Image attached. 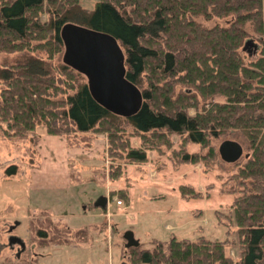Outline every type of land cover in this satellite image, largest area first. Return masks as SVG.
<instances>
[{"label": "trees", "instance_id": "16d2710c", "mask_svg": "<svg viewBox=\"0 0 264 264\" xmlns=\"http://www.w3.org/2000/svg\"><path fill=\"white\" fill-rule=\"evenodd\" d=\"M69 25L102 32L121 45L126 76L144 97L134 111L107 107L67 60L63 33ZM248 38L260 46L252 58L244 49ZM62 50V60H53ZM0 51L18 55L0 64L5 136L24 137L40 123L55 134L95 130L106 133L113 157L143 162L148 149L161 152L177 134V161L209 164L218 155L212 139L240 132L249 152L230 176L236 187L227 215L238 227V264H264V0H98L94 8L80 0H0ZM122 120L132 126L128 137L140 144L125 136ZM191 143L208 151H190ZM114 168L110 174L118 178L123 170ZM180 190L199 194L186 185ZM228 242L171 235L129 251L135 264H237Z\"/></svg>", "mask_w": 264, "mask_h": 264}, {"label": "rangeland", "instance_id": "374dc122", "mask_svg": "<svg viewBox=\"0 0 264 264\" xmlns=\"http://www.w3.org/2000/svg\"><path fill=\"white\" fill-rule=\"evenodd\" d=\"M97 1L80 0L87 8H94ZM254 42L255 51L245 49L249 58L260 48ZM63 50L53 60H62ZM17 58L16 52L0 51V64ZM189 112L194 114L196 109L191 107ZM120 123L128 137L131 124ZM171 138L172 145L162 144L161 152L148 149L147 160L126 162L109 153L106 133L95 130L55 134L40 123L24 137H8L0 131V264H135L125 246L127 229L150 248L171 235L227 239V252L238 264V227L227 215L236 187L230 176L246 160L248 141L236 130L214 137L218 155L205 164L177 161L172 149L179 147L180 138L177 134ZM226 138L244 146V154L235 162L220 155L219 145ZM129 140L140 144L138 137ZM189 146L190 151H208V147ZM118 165L123 171L113 178L110 170ZM181 185L200 195H183ZM99 195L107 197L104 207L94 205ZM10 235L21 238L26 250L10 242Z\"/></svg>", "mask_w": 264, "mask_h": 264}, {"label": "flooded vegetation", "instance_id": "af4514ba", "mask_svg": "<svg viewBox=\"0 0 264 264\" xmlns=\"http://www.w3.org/2000/svg\"><path fill=\"white\" fill-rule=\"evenodd\" d=\"M86 48L79 52L77 56L69 53L68 59H76L75 57H77V60L82 63L85 60L88 63H92L91 71L89 70V72L92 74L91 77L96 79L95 83L93 79L89 80L90 73L78 70L82 71L86 76L88 83L92 85L94 93L103 100L122 105L126 111L134 110L140 106L144 97L141 90L136 88L126 76V55L121 45L118 42L116 46V42L105 41L102 46L90 43L89 47ZM119 55H123L122 59L118 57ZM120 60H123V66ZM107 61H110V64Z\"/></svg>", "mask_w": 264, "mask_h": 264}, {"label": "water", "instance_id": "95a60500", "mask_svg": "<svg viewBox=\"0 0 264 264\" xmlns=\"http://www.w3.org/2000/svg\"><path fill=\"white\" fill-rule=\"evenodd\" d=\"M64 41L66 44V50H65V54L67 56V60L72 64V66H76L75 68L80 69L86 73H90L89 70L91 71V66L92 63H88L87 60H85L83 63L80 60H77V57H75L76 59H68V55L69 53L73 54L74 56H77L79 52L87 49L86 47H89V44L92 43L93 45H97V46H102L103 42L105 41H111V42H116V46H117V41L114 38H111L110 36L93 30V29H89L86 27H81V26H76V25H69L65 28L64 33ZM102 41V42H101ZM99 48V47H98ZM101 48V47H100ZM257 48V44H255L254 40L252 38H248L244 44V49H247L248 51L252 52L255 51ZM95 50V49H93ZM123 55H119L118 57H120L122 59ZM104 59V58H103ZM104 61V60H103ZM108 64H110V61H107ZM121 65L123 66V60H120ZM85 64V65H84ZM90 66H89V65ZM91 73L89 74V80L93 79L91 77ZM95 78L93 79V82L95 83ZM94 95H96L99 99H101V101L109 108L113 109L114 111L123 113V114H129L130 111H126V109L119 104L116 103H110L108 101H106L105 99L103 100L101 97H99L96 93H94ZM135 110V109H134ZM131 110V111H134ZM219 152L221 157L228 162H235L237 160H239L242 155L244 154V146L243 144L237 140V139H233V138H226L224 139L220 145H219ZM106 201H107V197L104 195H100L99 197H97V199L94 201L95 205H99V206H105L106 205ZM18 220L15 221L14 224H17ZM11 225L9 230L13 229V227L15 225ZM124 238L126 239L125 242V246L129 247L132 245H137L139 243L138 239L135 238L134 233L132 230L127 229L124 233ZM10 242H18L21 246V248L23 249L25 246L24 241L19 238L16 235H10L9 236ZM120 264H129L128 262L122 261Z\"/></svg>", "mask_w": 264, "mask_h": 264}, {"label": "crops", "instance_id": "0c3cea01", "mask_svg": "<svg viewBox=\"0 0 264 264\" xmlns=\"http://www.w3.org/2000/svg\"><path fill=\"white\" fill-rule=\"evenodd\" d=\"M99 196H100V195H99ZM99 196H98V197H99ZM96 199H97V198H96ZM96 199H95V200H96ZM106 203H107V202H106ZM94 205H95V203H94ZM96 206H97V205H96Z\"/></svg>", "mask_w": 264, "mask_h": 264}, {"label": "built area", "instance_id": "2783aa9c", "mask_svg": "<svg viewBox=\"0 0 264 264\" xmlns=\"http://www.w3.org/2000/svg\"><path fill=\"white\" fill-rule=\"evenodd\" d=\"M118 202H121V200H118Z\"/></svg>", "mask_w": 264, "mask_h": 264}]
</instances>
